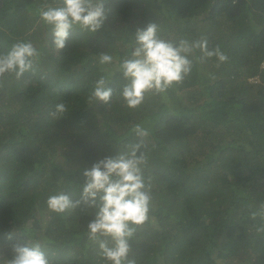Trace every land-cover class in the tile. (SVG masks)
<instances>
[{"label":"trees","instance_id":"obj_1","mask_svg":"<svg viewBox=\"0 0 264 264\" xmlns=\"http://www.w3.org/2000/svg\"><path fill=\"white\" fill-rule=\"evenodd\" d=\"M44 3L0 0V53L18 40L40 52L34 70L0 89V261L14 244L42 238L53 264H105L87 239L93 210L81 204L58 215L46 200L59 191L80 199L83 171L138 142L130 129L141 124L149 132L140 151L152 201L129 258L264 264L261 220L250 215L264 202V0H106L101 29L73 30L63 50L39 18ZM149 23L165 39L206 37L229 60L219 68L215 57L195 64L183 83L148 94L133 110L124 106L115 62L101 66L98 55L122 59ZM102 75L110 102L89 105ZM61 102L68 111L53 118Z\"/></svg>","mask_w":264,"mask_h":264},{"label":"clouds","instance_id":"obj_2","mask_svg":"<svg viewBox=\"0 0 264 264\" xmlns=\"http://www.w3.org/2000/svg\"><path fill=\"white\" fill-rule=\"evenodd\" d=\"M105 3L106 0H59L49 4L45 0L38 14L50 29L54 48L65 49L70 33L75 29L91 34L100 30L107 19ZM130 47L131 51L122 59L114 61L111 54L101 53L98 62L101 66L115 62L116 70L124 80L120 93L124 106L133 110L142 105L148 94H164L183 83L195 64H203L215 57V67L219 68L229 60L220 45L209 49L206 37L196 40L163 38L156 23L138 28ZM39 55L34 44L25 40L16 41L6 52L0 53V89L6 78L20 80L25 73L34 70ZM102 71L107 69L102 68ZM210 78L215 79L214 74H210ZM109 82L108 76L104 75L95 81L94 89L87 97L89 105L96 101L110 102L113 90L106 87ZM67 111L66 104L61 102L50 115L60 118ZM130 131L138 142L115 156L100 159L83 171L85 180L80 199L73 202L65 192L59 191L46 200L48 210L58 215L81 204L93 210L94 218L87 223V239L98 246V254L105 264H136L135 259L129 258L130 242L150 219L152 184L151 177L144 176L148 156L140 151L146 147L149 132L141 124L132 125ZM250 215L254 220L257 217L261 220L255 229L257 234L264 233V202ZM0 264H53V261L42 238H29L23 244H14L11 256Z\"/></svg>","mask_w":264,"mask_h":264},{"label":"rangeland","instance_id":"obj_3","mask_svg":"<svg viewBox=\"0 0 264 264\" xmlns=\"http://www.w3.org/2000/svg\"><path fill=\"white\" fill-rule=\"evenodd\" d=\"M219 262H220V264H229V260H227V259L220 260Z\"/></svg>","mask_w":264,"mask_h":264}]
</instances>
